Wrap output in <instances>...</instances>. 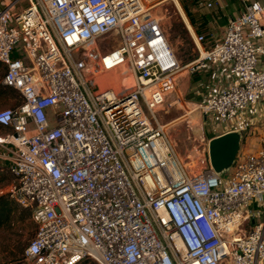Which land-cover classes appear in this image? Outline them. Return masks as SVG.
I'll use <instances>...</instances> for the list:
<instances>
[{
	"label": "built area",
	"instance_id": "1",
	"mask_svg": "<svg viewBox=\"0 0 264 264\" xmlns=\"http://www.w3.org/2000/svg\"><path fill=\"white\" fill-rule=\"evenodd\" d=\"M162 1L27 0L15 12L20 0H0L3 84L21 99L0 110V159L7 193L37 224L27 264H264L250 208L264 198V139L243 148L264 119V4L242 0L210 46L188 27L198 51L183 63L152 12ZM110 36L117 45L100 49ZM222 65L227 84L197 106L242 132L241 147L227 177L209 157L191 173L156 110L178 73ZM108 73L131 85L103 86Z\"/></svg>",
	"mask_w": 264,
	"mask_h": 264
},
{
	"label": "rangeland",
	"instance_id": "2",
	"mask_svg": "<svg viewBox=\"0 0 264 264\" xmlns=\"http://www.w3.org/2000/svg\"><path fill=\"white\" fill-rule=\"evenodd\" d=\"M154 1L151 0L150 3ZM178 1L194 30V26L204 24L203 20L206 17L210 20L219 21L223 13L229 12L233 5L238 6L241 3L240 0ZM209 1L212 2L210 7L207 6ZM26 5L27 0H20L15 12L20 11ZM152 12L162 18L167 30L169 43L178 59L183 63L193 59L198 51L197 46L177 3L174 0H164L153 7ZM193 28L191 30L194 32ZM208 38L207 35L206 39L208 40ZM116 45L117 40L113 36L108 37L106 40H101L99 43L100 49L113 48ZM4 72L5 68L1 67L0 84H3ZM196 76L195 73L192 74L187 71L178 73L173 91L169 93L164 105L156 110L160 122L166 125L179 157L191 173L202 170L206 165L202 160L209 157L207 143L218 132L217 129L219 127L223 128V125L217 121L214 114L211 113L207 116L198 108L197 104L205 95L204 86L206 85L199 83V78ZM99 79L103 81V86L115 84L117 88L124 89L128 88L132 82L129 73H108L100 76ZM178 98H180V101H176ZM19 99L17 93L0 95V110L15 107ZM257 124L250 129V133L247 136L248 139H246V142L244 141L243 148L247 147L246 145L253 147L261 144L264 139V121ZM0 165L6 164L0 159ZM223 175L227 177L229 172ZM10 183L11 181H8L0 186V194L7 193ZM242 228L245 231L248 230L247 224L244 223ZM34 232L35 223L31 218L23 224L0 231V263L27 264L24 259L23 249L33 237ZM92 263L98 264L93 259H90L86 264ZM221 264L229 263L224 261Z\"/></svg>",
	"mask_w": 264,
	"mask_h": 264
},
{
	"label": "crops",
	"instance_id": "3",
	"mask_svg": "<svg viewBox=\"0 0 264 264\" xmlns=\"http://www.w3.org/2000/svg\"><path fill=\"white\" fill-rule=\"evenodd\" d=\"M241 3L238 4V6L233 5L230 8V11L227 13H223L222 17H220L219 21L217 20H210L208 17H206L203 22L204 24L201 26H194L196 31H199L198 33L208 35V40H206V46L212 45L215 41H218L222 38L225 28L228 24V21L231 17H235L243 12V2L240 0ZM264 4V0H259ZM197 20V19H196ZM195 20V21H196ZM201 22V23H203ZM197 24V23H196ZM263 24H264V17H263ZM192 26V25H191ZM190 28V27H189ZM193 28V26H192ZM191 29V28H190ZM194 30V28H193ZM194 30V31H195ZM195 31V32H196ZM264 44V38L260 41ZM261 62L264 63V56H261ZM199 79V83H203L205 93L209 90H215L219 89L222 86L226 85L229 78H230V71L229 69L222 65V66H214L207 70H202L200 72L195 73ZM264 121V119H263ZM217 133L214 134V136L219 135L221 133H224L225 130L221 127L217 129ZM250 208L252 210H260L262 219L264 220V198L261 202L253 201ZM251 224L253 223V220H250ZM250 224V226H251Z\"/></svg>",
	"mask_w": 264,
	"mask_h": 264
},
{
	"label": "trees",
	"instance_id": "4",
	"mask_svg": "<svg viewBox=\"0 0 264 264\" xmlns=\"http://www.w3.org/2000/svg\"><path fill=\"white\" fill-rule=\"evenodd\" d=\"M1 67L4 68V64L2 62H0V68ZM12 93H17L19 96V93L14 88L6 86L5 84H0V95H9ZM20 102H21V99H19V101L16 104ZM4 131L5 129L0 125V132L2 133ZM12 178L13 177L10 174L7 166L0 165V186L4 185L8 181H12ZM30 218H31L30 209L21 206L17 201L11 198L8 193L0 194V231L13 228L19 224H23L29 221ZM36 229H37V224L35 223L34 235L36 233ZM29 241L25 245V248L28 245ZM23 248H24V245H23ZM25 248L23 249V255H24ZM89 260L90 258H85L81 260L80 262H78L77 264H86L87 262H89ZM92 264H96V263H92Z\"/></svg>",
	"mask_w": 264,
	"mask_h": 264
},
{
	"label": "water",
	"instance_id": "5",
	"mask_svg": "<svg viewBox=\"0 0 264 264\" xmlns=\"http://www.w3.org/2000/svg\"><path fill=\"white\" fill-rule=\"evenodd\" d=\"M242 139V132L228 131L216 135L209 140V160L217 174L223 175L230 171L238 156Z\"/></svg>",
	"mask_w": 264,
	"mask_h": 264
},
{
	"label": "bare ground",
	"instance_id": "6",
	"mask_svg": "<svg viewBox=\"0 0 264 264\" xmlns=\"http://www.w3.org/2000/svg\"><path fill=\"white\" fill-rule=\"evenodd\" d=\"M174 1H175V2L177 3V5L179 6V8H180V10H181V12H182V15L184 16V19H185V21H186L188 27H190V28L192 29V26H191V24L189 23V21H188L186 15H185L183 9L181 8V5H180L179 1H178V0H174Z\"/></svg>",
	"mask_w": 264,
	"mask_h": 264
}]
</instances>
